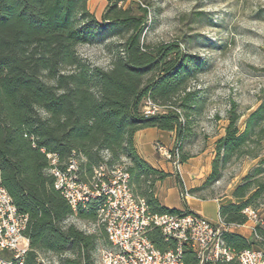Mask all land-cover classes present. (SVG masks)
Here are the masks:
<instances>
[{
    "label": "trees",
    "instance_id": "1",
    "mask_svg": "<svg viewBox=\"0 0 264 264\" xmlns=\"http://www.w3.org/2000/svg\"><path fill=\"white\" fill-rule=\"evenodd\" d=\"M126 2L108 0L98 19L88 9V0H0V167L3 185L19 212L28 215L25 235L30 249L24 264H44L47 254L58 257L61 264H96L98 236L65 221L70 216L98 221V200H92L88 210L74 213L54 186L49 152L56 153L63 165L75 157L84 182L101 165L114 167L126 160L132 191L145 199L150 213H194L187 206L179 210L162 205L156 184L170 174L148 164L134 138L145 128L173 131L182 153L192 125L206 110L202 91L191 89L204 61L184 52L179 42L145 45L147 8L138 5L139 14H132L130 7H123ZM108 29L126 38L106 69L84 60L78 46ZM147 99L161 110L146 116ZM258 101L242 126L243 114L237 102L230 101L228 124L215 143L210 174L201 186L188 191L180 182L184 199L187 194L199 197L197 193L218 182L230 165L258 160L234 188L236 201L219 208L226 226L244 225L245 209L257 210L254 206L264 202V91ZM189 158L182 154L181 162ZM262 223L256 227L260 238L228 230L222 237L237 253L264 248V219ZM148 237L162 251L174 246L159 227H152ZM184 260L199 264L188 246Z\"/></svg>",
    "mask_w": 264,
    "mask_h": 264
},
{
    "label": "rangeland",
    "instance_id": "2",
    "mask_svg": "<svg viewBox=\"0 0 264 264\" xmlns=\"http://www.w3.org/2000/svg\"><path fill=\"white\" fill-rule=\"evenodd\" d=\"M138 5L147 8L142 35L145 45L179 42L184 52L204 61L191 89L202 91L206 110L192 125L181 156L196 157L208 150L207 156L212 152L214 158L216 141L213 143V140L221 132L230 101L235 100L243 114L242 126L258 106L264 91V0H127L123 7L139 14ZM125 38V34L117 35L108 29L91 42L79 45L78 53L91 65L107 69ZM45 80L54 83L48 78ZM258 162L243 159L230 165L218 182L197 196L223 198L226 203L236 201L232 196L234 188ZM126 164V160L117 163L123 167ZM254 208L259 210L263 221L264 202ZM208 211L216 217L215 203H208ZM65 224L98 236L94 252L98 264L99 251L109 245L101 222L70 216ZM43 259L47 264H61L53 254Z\"/></svg>",
    "mask_w": 264,
    "mask_h": 264
},
{
    "label": "built area",
    "instance_id": "3",
    "mask_svg": "<svg viewBox=\"0 0 264 264\" xmlns=\"http://www.w3.org/2000/svg\"><path fill=\"white\" fill-rule=\"evenodd\" d=\"M160 110L151 99L145 101L146 116ZM156 148L180 169L181 154L176 137L170 149L161 144ZM47 158L54 186L74 213L79 209L88 210L92 200H98L99 221L109 242L99 251L98 264H187L184 260L186 246L195 252L199 264H222L233 259L239 264H264V248L251 247L237 253L226 245L222 233L227 226L222 221L216 224L198 213H150L145 199L133 193L126 167L103 164L89 182H84L75 157L65 165L56 153H47ZM244 212L253 234L260 238L256 227L263 221L258 211L248 207ZM27 226L28 215L19 212L3 185L0 167V264H24L30 249L25 235ZM152 227H159L164 239L174 242V246L166 251L158 249L148 237ZM42 261L45 263L44 259Z\"/></svg>",
    "mask_w": 264,
    "mask_h": 264
},
{
    "label": "crops",
    "instance_id": "4",
    "mask_svg": "<svg viewBox=\"0 0 264 264\" xmlns=\"http://www.w3.org/2000/svg\"><path fill=\"white\" fill-rule=\"evenodd\" d=\"M107 6L108 0H88V9L98 19L103 16ZM227 124L228 120L224 119L221 132L215 137L213 143L224 135ZM174 137L175 133L173 131L158 128L141 129L135 134V145L139 155L152 167L170 174L163 181L157 182L156 195L162 205L167 208L183 210L185 206H187L189 210L201 214L211 222L216 224L220 223L219 208L221 205L227 204L223 202V198L201 199L187 194L184 199L180 188V182H182L186 191L199 187L204 183V179H206L211 172L213 153L211 152L210 155L207 156L208 150H204L196 157H190L187 161L183 162L178 170L173 163L156 148L157 144H161L170 149L173 146ZM211 202L216 205V217L209 214L208 203ZM257 211L260 215L259 210ZM226 230L241 234L248 239L253 237L251 224L249 222L240 226H227Z\"/></svg>",
    "mask_w": 264,
    "mask_h": 264
}]
</instances>
